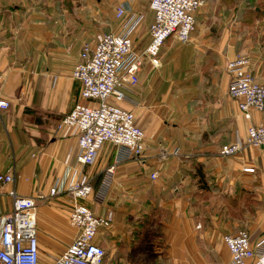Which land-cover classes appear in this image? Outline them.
I'll use <instances>...</instances> for the list:
<instances>
[{
    "label": "crops",
    "instance_id": "1",
    "mask_svg": "<svg viewBox=\"0 0 264 264\" xmlns=\"http://www.w3.org/2000/svg\"><path fill=\"white\" fill-rule=\"evenodd\" d=\"M113 1L125 4L124 17L106 0H0V98L9 102L0 109V174L13 172L17 193L35 199L38 264H52L76 233L67 184L84 177L96 190L115 154L106 143L96 161L84 165L77 160V131L57 130L76 102L90 103L72 76L82 43L121 31L139 13L133 48L143 50L150 40V0ZM196 23L185 44L174 35L164 41L160 66L143 65L123 101L107 99L132 111L146 147L142 161L115 165L104 198L83 200L112 218L95 237L105 250L100 264H227L225 233L243 228L252 242L264 238V148L219 154L224 144L245 143L248 125L264 123V109L244 118L228 95L233 42L210 30L202 10ZM251 58L250 71L264 81V57ZM55 184L62 190L50 195ZM11 187L2 186L0 213L11 209Z\"/></svg>",
    "mask_w": 264,
    "mask_h": 264
},
{
    "label": "built area",
    "instance_id": "2",
    "mask_svg": "<svg viewBox=\"0 0 264 264\" xmlns=\"http://www.w3.org/2000/svg\"><path fill=\"white\" fill-rule=\"evenodd\" d=\"M204 0H150L152 21L149 24L150 40L143 50L133 48L132 34L143 15L134 14L119 32H102L94 40L84 41L79 60L74 65L72 76L80 82V98L90 103L76 102L59 121L57 130L65 127L77 131V160L92 165L101 147L108 143L115 147L113 161L102 172L96 190L86 178L71 180L67 190L74 202L69 213V223L76 228L72 241L56 257L52 264H100L104 248L95 241L99 228L111 225V215L95 214L83 200L90 196L94 200L104 198L112 182L115 165L131 159L142 161L145 148V133L134 123L131 110L109 104L108 97L117 101L125 99V90L138 82V73L144 62L154 68L160 66L159 52L164 41L171 35L186 43L195 29V13ZM126 7L118 3L115 16L124 17ZM250 59L237 54L227 62L229 74L228 94L236 100L244 118L251 112L264 109V81H257L249 69ZM9 102L0 98V109ZM264 148V123L249 124L245 143L239 139L224 144L219 154L230 156L244 147ZM251 172L253 168H245ZM158 176L150 173V179ZM13 172L0 174V192L4 184L12 187L8 195L12 198L11 209L0 213V264H38V237L36 232V204L34 197L17 193ZM62 190L55 184L49 194ZM230 258L227 264H264V238L252 242L246 229L225 233Z\"/></svg>",
    "mask_w": 264,
    "mask_h": 264
},
{
    "label": "rangeland",
    "instance_id": "3",
    "mask_svg": "<svg viewBox=\"0 0 264 264\" xmlns=\"http://www.w3.org/2000/svg\"><path fill=\"white\" fill-rule=\"evenodd\" d=\"M106 2L113 7V0ZM93 4L94 2L91 9ZM199 10L207 17L210 30L215 34L219 33V36L226 34V43L233 42L236 55L243 54L252 59V55H259L260 52L264 57V0H257L252 5L246 0H204ZM221 41L219 38L220 43ZM143 65L147 69L158 68L148 65L146 61ZM162 154L164 156L166 152L163 151ZM173 155L180 156L181 152H174Z\"/></svg>",
    "mask_w": 264,
    "mask_h": 264
},
{
    "label": "trees",
    "instance_id": "4",
    "mask_svg": "<svg viewBox=\"0 0 264 264\" xmlns=\"http://www.w3.org/2000/svg\"><path fill=\"white\" fill-rule=\"evenodd\" d=\"M248 1L251 5L254 4L257 0H246Z\"/></svg>",
    "mask_w": 264,
    "mask_h": 264
}]
</instances>
